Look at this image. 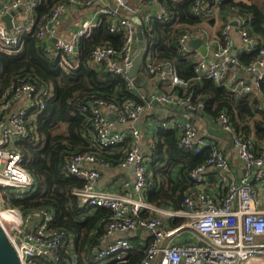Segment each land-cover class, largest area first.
I'll list each match as a JSON object with an SVG mask.
<instances>
[{
    "label": "built area",
    "instance_id": "built-area-1",
    "mask_svg": "<svg viewBox=\"0 0 264 264\" xmlns=\"http://www.w3.org/2000/svg\"><path fill=\"white\" fill-rule=\"evenodd\" d=\"M40 1L0 0V16L12 14V28L0 17L1 52H20L26 36L35 34L46 55L71 71L79 64L82 43L99 26L104 15L110 22L109 31L123 34V43L118 48L110 43L95 45L87 65L98 72L120 75L127 90L139 95V99L127 98L122 102L94 97L78 109L80 113L88 114L83 137L95 151L74 153L67 163L66 173L85 180L83 187L72 191L80 207L89 213L98 208L109 211L102 245L92 248L96 261L99 264H126L128 255L136 249L124 236L130 233L144 237L141 245L145 255L138 264H264V208L261 207L264 201L261 189L264 140L257 143L253 133L237 131L226 110L215 117L223 136L221 143L225 145L202 135L191 118L207 113L205 101L194 98L192 93L180 96L175 88L188 85V81L180 77L173 62L156 59L150 47L139 76L131 78L128 74L138 48V24L146 27L154 19L169 20L166 6L159 0L144 2L148 7L158 5L160 10L155 12L145 10L131 0H65L58 2L50 15L40 22L36 11ZM223 1L214 0L211 4L208 0H196L193 14L204 21L211 20ZM95 3L99 4V21L88 18L71 31L70 38H55L57 28L71 7ZM235 26L243 42L239 51L232 50L230 30ZM150 29L146 27V31ZM197 37H202L205 45L209 43V35L203 26L189 27L178 39L182 54L193 52L195 55L197 79H211L238 96L259 89L264 81V46L262 40L248 29L245 17H231L226 23L213 51L214 60H208L190 46V40ZM252 51H258L256 59L242 64L239 53ZM145 78H154L160 88L147 92L142 82ZM138 79L144 89L138 87ZM51 91L52 86L39 89L35 82L24 76L0 97V224L21 264H77L78 260L71 234L53 228L55 211L45 208L23 210L11 204L13 198L26 199L38 189L37 180L23 166L21 144L39 138L35 110L45 107L44 100ZM260 97L264 110V94ZM174 105L184 113L174 110L170 116H153V132L145 137L137 125L142 115L156 107L169 109ZM110 114L116 115L115 121L110 119ZM168 129L177 132V146L183 150L194 154L201 153L206 147L211 150L205 162L188 171L192 185L186 191L181 207L176 209L158 207L147 200L148 191L160 187L159 182L150 178L151 167L160 163L153 155L157 134L159 130ZM229 148L240 162V173L232 162ZM109 150L124 153L116 165L98 155ZM115 166L134 167V180L126 179L122 183L124 192L99 187L101 169ZM214 181L219 193L212 188ZM176 220L180 224H176ZM137 229L142 232L137 233ZM187 230L193 231L196 239L185 237L183 233ZM62 249L68 256L60 252Z\"/></svg>",
    "mask_w": 264,
    "mask_h": 264
},
{
    "label": "trees",
    "instance_id": "trees-1",
    "mask_svg": "<svg viewBox=\"0 0 264 264\" xmlns=\"http://www.w3.org/2000/svg\"><path fill=\"white\" fill-rule=\"evenodd\" d=\"M65 0H41L37 7L40 22L51 13L53 7ZM148 0H144L146 2ZM166 6L169 20L154 19L148 35L150 51L156 59L169 60L177 67L180 77L188 85L177 86L180 96L192 93L194 98L205 101V111L213 116L226 110L237 131L253 133L258 142L264 140V110L261 97L264 94V81L259 89L238 96L224 86L208 78L197 79L194 71L195 55H184L178 49L179 35L189 27H201L204 20L193 14L196 0H159ZM224 16L238 15L247 19L250 32L262 40L264 46V2L255 0H224L219 7ZM110 22L102 16L99 26L81 45L78 66L67 71L54 58L46 55L43 46L35 34L27 35L20 52L6 54L0 51V97L19 77H27L37 84L39 89L52 86V91L45 98V107L35 110L36 126L39 138L21 144L23 166L35 177L37 191L26 199H12L11 204L23 210L51 209L55 211L53 228L65 230L73 237L78 254L77 264H99L92 248L102 245L105 219L109 215L106 208H98L89 213L80 207L78 198L72 194L75 188H81L85 180L66 173L67 163L76 152L95 151L83 130L87 127L88 114L80 113L79 108L94 97L107 101L120 102L127 98L139 99L137 94L127 90L120 75L98 72L87 65L89 54L97 44L110 43L120 47L123 43L122 33H111ZM222 31H220L221 33ZM258 51L241 52L242 64L255 60ZM138 87L144 89L137 81ZM177 132L173 129L159 130L153 151L154 158L160 165L151 167V180L160 183L156 190L148 191L147 200L158 207L180 208L188 184V171L206 161L210 148L194 154L177 146ZM104 160H111L114 165L123 157V152L112 150L98 153ZM179 170V178L173 174ZM189 186V187H188ZM180 224L178 220L175 222ZM136 246L128 255L126 264H138L145 252L137 237L129 238ZM68 256L64 249L60 251ZM62 264V263H59Z\"/></svg>",
    "mask_w": 264,
    "mask_h": 264
},
{
    "label": "crops",
    "instance_id": "crops-1",
    "mask_svg": "<svg viewBox=\"0 0 264 264\" xmlns=\"http://www.w3.org/2000/svg\"><path fill=\"white\" fill-rule=\"evenodd\" d=\"M131 1L135 4H141L145 10L149 9V10H154L155 12L160 10V7L158 5H153L151 7L146 6V4H144L143 2L144 0H131ZM244 1L247 2L248 0H244ZM255 1L259 3L264 2V0H255ZM98 8H99L98 3H95L92 6L71 7L69 10V13L65 16L62 24L57 28L55 38L57 37H63L65 39L70 38L71 31L77 28L82 22H84L88 18H95L99 21ZM237 16L238 15L224 16L222 11L221 12L218 11L216 14V17H214L211 20L204 21L202 23V26L207 30V33L209 35V43L208 44L206 43V46L209 52L214 51L216 43L220 39L219 37L220 31H222L226 23L229 22L231 17L237 18ZM138 25L141 26L142 24L139 23ZM230 36L233 42L232 50L233 51L241 50L243 48V42H242L240 33L238 32L237 26H235L234 28L230 30ZM53 41H54V38H53ZM196 51H198L197 53L199 54L201 53L199 50H195V52ZM206 58L208 60H214V54H208ZM233 70H236V69L234 68ZM239 74L241 75V73ZM142 82L147 92H149V90L156 89V87L160 88V85H157L158 83L156 82L154 78H148V79L145 78ZM169 110L172 111L173 113H174V110H178L179 112L182 111L180 113H184V111L178 105H174L172 108L169 107ZM153 116H156L158 118L164 117L161 114H157L153 112L151 109L149 111H146L142 115V118L137 123V125L142 128L143 135L145 137H148L153 132V125L151 123V118ZM191 119L199 127L200 133L202 135L207 136V137H213L218 140L219 144L225 145L224 143H221L223 136L221 135L218 123L215 121V116L206 113V114H199L197 116L194 115L192 116ZM228 152L232 153V157H231L232 162L234 163V166L237 167V171L240 173L241 172L240 162L238 161L232 149L229 148ZM160 164L161 162L158 165ZM101 172H102V175L99 181V187L107 189V190H112L114 192H124L125 190L123 189V186H122L123 181L126 179L130 181L134 180V169L132 168L122 169L120 167L115 166L109 169L103 168L101 169ZM179 175H180L179 170L176 169L173 174V177L175 178V180H178V178L180 177ZM188 184L189 186L192 185V182L190 181V179L188 180ZM212 188L214 192L219 193V188L215 181L213 182ZM261 189H262V196L264 199V183L262 184ZM261 207L264 208V201ZM165 222H169V221L165 219ZM183 234L188 239H196V234L193 231L187 230ZM124 236L125 237L127 236L128 238L135 237L134 234H130V233L129 235L125 234ZM137 238L140 240V243H141L144 237L142 236L140 237L139 235V237Z\"/></svg>",
    "mask_w": 264,
    "mask_h": 264
},
{
    "label": "water",
    "instance_id": "water-1",
    "mask_svg": "<svg viewBox=\"0 0 264 264\" xmlns=\"http://www.w3.org/2000/svg\"><path fill=\"white\" fill-rule=\"evenodd\" d=\"M213 1L214 0H209L211 4L213 3ZM20 9H22V7ZM0 17L4 21H6L7 26L9 28H12V14L7 13L1 15ZM236 24L237 23L235 21V25ZM137 36H138V48L135 53L132 66L128 73L131 78H137L139 76L150 47L149 39L142 25L138 26ZM190 46L195 50L198 49L203 56H207L208 54H214L212 51L209 52L207 46L204 44L202 37H197L195 39L190 40ZM229 65L232 66L231 63ZM152 111L157 114H161L163 116H170V114H173V112L166 107H156ZM109 117L112 121L116 120V115L114 114H110ZM132 169H134V167ZM136 232L141 233L142 229H137ZM0 264H21L19 256L13 244L9 241L7 234L1 224H0Z\"/></svg>",
    "mask_w": 264,
    "mask_h": 264
},
{
    "label": "rangeland",
    "instance_id": "rangeland-1",
    "mask_svg": "<svg viewBox=\"0 0 264 264\" xmlns=\"http://www.w3.org/2000/svg\"><path fill=\"white\" fill-rule=\"evenodd\" d=\"M187 239V238H186ZM254 264H256V263H254Z\"/></svg>",
    "mask_w": 264,
    "mask_h": 264
}]
</instances>
